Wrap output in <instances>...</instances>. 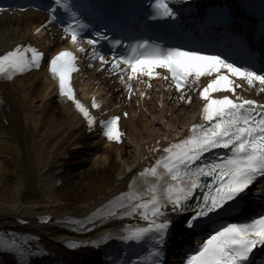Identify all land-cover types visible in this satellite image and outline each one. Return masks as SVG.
I'll return each mask as SVG.
<instances>
[{"label": "snow or ice", "instance_id": "obj_1", "mask_svg": "<svg viewBox=\"0 0 264 264\" xmlns=\"http://www.w3.org/2000/svg\"><path fill=\"white\" fill-rule=\"evenodd\" d=\"M72 7L70 0H52L48 8L50 23L59 20V10L68 13L74 23L64 27L66 38L79 52L85 53L78 41L88 26L77 18ZM151 8L153 20L174 18L176 14L169 0H154ZM95 35V39L86 40L91 46L90 59L99 61L101 70L110 65L130 95L133 90L130 81L143 83L144 77L149 81L159 78L170 81L169 87H174L180 93L179 99L188 104L192 103L188 92L198 91L203 104L200 122L192 124L188 134L178 141L149 149L157 153L154 161L133 178L128 191L96 209L88 222L138 216L146 226L126 227L118 238L125 242L152 239L153 251L146 264H161L163 245L174 228L180 234L197 230L205 233L199 245L186 255L185 264H258L257 251L262 257L259 264H264V211L245 222L222 224L208 231V222H215L213 217L220 219L222 214L232 212L254 194L253 189L264 200V104L237 93L245 84L264 93V69L258 72L219 55L179 47L163 48L147 40L132 45L128 54L113 52L109 59L98 47L99 41L107 37L99 32ZM111 43L121 45L120 40ZM43 58L44 53L36 47L17 45L0 54V78L12 80L19 74L39 69ZM76 60L72 51L61 50L50 59L48 71L57 81L60 97L75 105L92 130L97 124L96 117L76 98L70 82L72 73L79 71ZM158 69L164 70V74ZM140 95L143 97L144 93ZM91 107L99 109L100 104L93 99ZM119 121V116L99 121L109 142L122 140ZM218 149L227 154L211 161L205 158ZM169 210L177 216L188 215L176 224L169 218ZM71 223L82 225L83 221ZM68 247L80 245L68 242Z\"/></svg>", "mask_w": 264, "mask_h": 264}, {"label": "bare ground", "instance_id": "obj_2", "mask_svg": "<svg viewBox=\"0 0 264 264\" xmlns=\"http://www.w3.org/2000/svg\"><path fill=\"white\" fill-rule=\"evenodd\" d=\"M36 15L3 14L0 51L30 38L32 28L39 23ZM90 83L105 88L109 79L92 74ZM2 90L8 110L0 122V137L4 139L0 144V229L27 228L55 250L64 238L62 225L43 226L34 219L42 214L62 218L87 212L133 172L140 142L146 136L159 133L152 141L178 133L193 112L168 117V110L162 113L149 100L144 105L147 115L139 113L136 123L127 121L130 142L117 149L108 145L100 148L97 143L88 144L87 137L78 132L75 116L54 101L51 85L42 74L3 84ZM95 148L99 154L90 156ZM19 218L28 223H17ZM0 264H12L10 257L0 254Z\"/></svg>", "mask_w": 264, "mask_h": 264}]
</instances>
